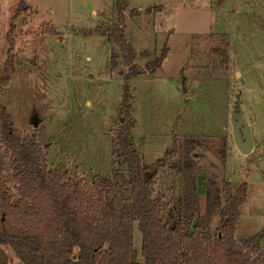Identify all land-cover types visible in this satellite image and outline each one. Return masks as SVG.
Returning a JSON list of instances; mask_svg holds the SVG:
<instances>
[{"label": "rangeland", "instance_id": "obj_1", "mask_svg": "<svg viewBox=\"0 0 264 264\" xmlns=\"http://www.w3.org/2000/svg\"><path fill=\"white\" fill-rule=\"evenodd\" d=\"M24 1L27 9L17 14L19 0H0V75L10 44L13 55L0 100L14 126L23 135L34 134L48 167L73 180L112 179L117 170L126 174L112 139L123 119L127 67L106 37L86 33L115 20V0ZM236 1L126 0L130 10L142 11L136 16L129 11L125 21L137 66L167 47L158 69L129 81L131 138L144 173H150L177 137L176 156L149 178L155 195H162L163 220L185 218L190 229L214 232L221 226L215 196L223 200L225 182L235 189L246 181L235 239L256 243L264 253V138L259 127L253 129L254 149L244 154L231 122L237 99L244 118L256 121L252 96H241L239 86L247 76L253 86L259 71L264 74V0H239L238 8ZM14 186L0 146V190L14 194ZM125 192L119 180L110 197L121 206ZM134 234L139 245L138 229ZM4 249L8 264L21 263L10 246Z\"/></svg>", "mask_w": 264, "mask_h": 264}, {"label": "trees", "instance_id": "obj_2", "mask_svg": "<svg viewBox=\"0 0 264 264\" xmlns=\"http://www.w3.org/2000/svg\"><path fill=\"white\" fill-rule=\"evenodd\" d=\"M19 4L17 14L28 7L24 0ZM114 9L112 23L86 33L106 37L119 49L127 67L120 99L123 119L112 139L113 154L126 164V174L117 170L112 179L97 176L82 182L50 169L36 136L23 135L0 100V146L15 182L14 194L0 190V264H8L6 245L23 264H264L258 244L249 246L235 239L240 206L247 195L246 181L235 189L225 182L223 200L215 196L221 226L214 232L195 225L190 229L191 220L185 218L163 220L162 195H155L152 179L144 181V167L131 138L135 118L129 81L159 68L167 47L152 62L137 66L134 48L125 35L126 0H115ZM130 12L136 16L142 11ZM10 45L0 75V92L8 85L13 67ZM111 64L116 65L113 56ZM177 152L174 135L170 148L150 168L164 167ZM119 180L126 191L121 206L110 197ZM135 228L140 234L139 245Z\"/></svg>", "mask_w": 264, "mask_h": 264}, {"label": "crops", "instance_id": "obj_3", "mask_svg": "<svg viewBox=\"0 0 264 264\" xmlns=\"http://www.w3.org/2000/svg\"><path fill=\"white\" fill-rule=\"evenodd\" d=\"M238 7H239V0L236 1V8H238ZM129 11H130V8H128V10L125 13L126 17H127V15H129L128 14ZM227 57L229 58L228 43H227ZM134 62H135V59H134ZM256 64H257L256 67L259 69L261 67V64L258 61ZM246 74H248V73H246ZM236 75H238L239 79L243 78V73L239 70L236 71ZM263 76H264V74L261 73V71H259L257 77H255V79L253 80V82H255V84H253V86H251L250 78H248V76L245 77L244 83L240 82L241 85L239 86V90H240L239 94H241V96H245V95L248 97L252 96V99L254 102V116L256 117V121L254 123H251V122L249 123L246 119L245 120L249 123L251 132L256 127H259V129H257V133L261 134V136L264 138V83L262 82ZM239 105H240V101H239ZM240 107H241V105H240ZM232 108H233V106H232ZM242 116H243V109H242ZM243 118H244V116H243ZM251 137H252V135H251ZM253 149H254V142H253V148H252L251 152L253 151Z\"/></svg>", "mask_w": 264, "mask_h": 264}, {"label": "water", "instance_id": "obj_4", "mask_svg": "<svg viewBox=\"0 0 264 264\" xmlns=\"http://www.w3.org/2000/svg\"><path fill=\"white\" fill-rule=\"evenodd\" d=\"M231 122L233 126V140L238 147V149L244 153L248 154L253 148V140L251 137L250 125L242 116V109L239 103L233 105L231 111ZM34 125L37 124L36 119L33 122ZM156 169H152L150 173H144V181H148L152 173ZM21 264V263H20Z\"/></svg>", "mask_w": 264, "mask_h": 264}, {"label": "flooded vegetation", "instance_id": "obj_5", "mask_svg": "<svg viewBox=\"0 0 264 264\" xmlns=\"http://www.w3.org/2000/svg\"><path fill=\"white\" fill-rule=\"evenodd\" d=\"M36 119V116L34 115V120Z\"/></svg>", "mask_w": 264, "mask_h": 264}]
</instances>
